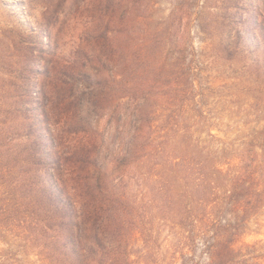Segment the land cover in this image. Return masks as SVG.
<instances>
[{
    "label": "rangeland",
    "instance_id": "obj_1",
    "mask_svg": "<svg viewBox=\"0 0 264 264\" xmlns=\"http://www.w3.org/2000/svg\"><path fill=\"white\" fill-rule=\"evenodd\" d=\"M227 260L264 264V0H0V264Z\"/></svg>",
    "mask_w": 264,
    "mask_h": 264
},
{
    "label": "trees",
    "instance_id": "obj_2",
    "mask_svg": "<svg viewBox=\"0 0 264 264\" xmlns=\"http://www.w3.org/2000/svg\"><path fill=\"white\" fill-rule=\"evenodd\" d=\"M245 186V182L241 181L240 179H238L234 184H231V190H229V196H226V199L230 201V208L233 210H237V204L240 202L239 200H237V195H236V190L240 187V188H244ZM62 209L64 214L69 217L70 215V210H71V205L69 203H67V201L65 202L62 201ZM6 212V211H4ZM68 223H66L69 227L72 225L71 224V220L68 218ZM71 237V233L69 234V236H67V238L69 239ZM94 241H96L95 243L98 244L99 242H101V239L98 238V234L94 236ZM68 243L70 244V240H68ZM234 243V240H230L226 246V249L229 250L230 254H237L235 253V250L232 248ZM239 254V253H238ZM234 257V255H233ZM78 261H82V258L80 256H78ZM234 262V260H227L226 264H232Z\"/></svg>",
    "mask_w": 264,
    "mask_h": 264
}]
</instances>
